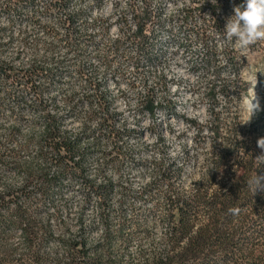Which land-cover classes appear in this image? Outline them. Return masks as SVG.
<instances>
[{
  "label": "built area",
  "instance_id": "2783aa9c",
  "mask_svg": "<svg viewBox=\"0 0 264 264\" xmlns=\"http://www.w3.org/2000/svg\"><path fill=\"white\" fill-rule=\"evenodd\" d=\"M225 2L0 0V109L13 122L0 163L36 160L55 177L38 218L62 252L75 241L93 254L110 235L117 247L157 209L168 216L194 183L176 186L233 138L219 109L249 112L251 99L233 105ZM201 145L219 153L199 157Z\"/></svg>",
  "mask_w": 264,
  "mask_h": 264
},
{
  "label": "trees",
  "instance_id": "16d2710c",
  "mask_svg": "<svg viewBox=\"0 0 264 264\" xmlns=\"http://www.w3.org/2000/svg\"><path fill=\"white\" fill-rule=\"evenodd\" d=\"M247 133L250 137L240 139L234 130L213 167L171 202L165 247L151 264H264V149L257 145L264 138V120ZM40 171L42 200L56 179ZM22 230L29 243L53 240L38 215L25 218ZM63 244L68 264H124L111 235L93 254L85 245L77 249L75 241Z\"/></svg>",
  "mask_w": 264,
  "mask_h": 264
},
{
  "label": "rangeland",
  "instance_id": "374dc122",
  "mask_svg": "<svg viewBox=\"0 0 264 264\" xmlns=\"http://www.w3.org/2000/svg\"><path fill=\"white\" fill-rule=\"evenodd\" d=\"M241 2L226 0L224 11L232 10ZM218 42L222 47H228L235 64L236 78L230 89L235 93L233 105L242 106L247 96L252 100L249 96L251 93L252 97L260 96V109H256L258 116L250 115L247 109H219L215 125L226 128L230 120L238 137L246 139L250 137L247 132L252 124L261 127L264 120L261 117L264 114V39L241 49L234 38H226L222 33ZM4 110L0 109V139L4 138L6 130L13 123ZM22 129L27 132L28 126H22ZM217 148L206 151V146L201 145L198 155L219 153ZM11 166L12 171L5 163H0V264H68L66 254L54 241L43 243L35 240L29 243L24 240V219H37L41 211V194L45 186L40 169H43L36 160L13 162ZM199 173L200 170L187 173L185 180L176 187L181 191L190 187L199 180ZM214 187H218V183ZM169 224L166 210L157 209L151 220L131 229L117 243V258L124 264H151L153 256L165 247V233Z\"/></svg>",
  "mask_w": 264,
  "mask_h": 264
},
{
  "label": "clouds",
  "instance_id": "9594fccd",
  "mask_svg": "<svg viewBox=\"0 0 264 264\" xmlns=\"http://www.w3.org/2000/svg\"><path fill=\"white\" fill-rule=\"evenodd\" d=\"M233 14L226 20L224 33L226 38H234L240 48L264 39V0H242L234 6ZM253 100V99H252ZM249 103V112L252 113L256 104ZM257 141V145L264 149V143Z\"/></svg>",
  "mask_w": 264,
  "mask_h": 264
}]
</instances>
